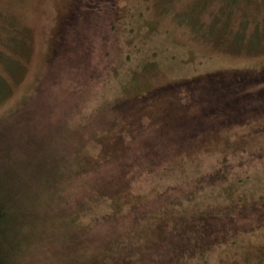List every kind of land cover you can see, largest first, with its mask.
<instances>
[{
	"label": "rangeland",
	"instance_id": "obj_1",
	"mask_svg": "<svg viewBox=\"0 0 264 264\" xmlns=\"http://www.w3.org/2000/svg\"><path fill=\"white\" fill-rule=\"evenodd\" d=\"M262 71L264 0H0L19 264H264V88L178 91Z\"/></svg>",
	"mask_w": 264,
	"mask_h": 264
},
{
	"label": "trees",
	"instance_id": "obj_2",
	"mask_svg": "<svg viewBox=\"0 0 264 264\" xmlns=\"http://www.w3.org/2000/svg\"><path fill=\"white\" fill-rule=\"evenodd\" d=\"M210 78V77H209ZM214 80H218L213 82H206L200 87H195V89L191 90L187 88V85H189L191 82H199V81H187L184 82V87H182L181 90L178 89V91H182L183 89L186 88V99H191V100H199L200 105L202 108L205 107L206 110L210 109L213 110L214 108L217 109V107L222 105V102L225 98H227V103L229 106V112L227 118L229 119H234V120H239V114H238V106L242 104V111L240 114H253L252 112L254 111V107L252 108V105L255 103L259 104L260 97L255 98V99H250L245 101V96L247 94L252 93L254 88H259L262 86L264 88V71L262 73H258V75H254L251 73L247 72H242V73H234V74H219L216 75ZM3 83V82H2ZM209 83V84H208ZM191 85V84H190ZM207 86L208 89H205ZM210 86V87H209ZM201 87H204L200 90V93L202 94L196 96V89H200ZM169 89H173L170 87ZM216 89V90H215ZM168 90L167 88L162 89L161 91ZM207 91L206 93H203L202 91ZM209 90V91H208ZM213 90V91H212ZM214 90L216 92H214ZM159 90H157L158 92ZM185 91V90H184ZM199 91V90H198ZM213 92V96H209ZM264 93V91H260ZM4 93V85L3 89L0 87V96ZM215 93V94H214ZM185 98V97H184ZM219 104H218V103ZM208 103V104H207ZM261 103V102H260ZM260 105H264L261 103ZM241 106V105H240ZM258 106V105H257ZM252 108V109H251ZM264 113V112H260ZM195 115V114H194ZM16 193H11L9 194L8 201L9 203H12L13 195ZM8 201L5 199L0 198V264H19L20 259H18V248H15L14 246V236L19 234V233H14L12 235L11 232V225L13 224V219L14 216H12V210L16 213L17 206L15 207L14 205H9L7 206ZM9 209V210H8ZM10 211V214H9ZM12 218V221H11ZM16 223V220H15ZM13 236V237H12ZM16 238L18 237L15 236ZM16 243V242H15ZM22 243V242H21ZM19 247V245H18Z\"/></svg>",
	"mask_w": 264,
	"mask_h": 264
}]
</instances>
